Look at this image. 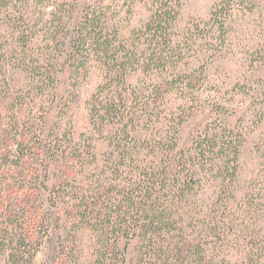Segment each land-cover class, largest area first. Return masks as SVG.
<instances>
[{"label": "trees", "instance_id": "16d2710c", "mask_svg": "<svg viewBox=\"0 0 264 264\" xmlns=\"http://www.w3.org/2000/svg\"><path fill=\"white\" fill-rule=\"evenodd\" d=\"M189 1L0 0V264H264V85L208 89L254 1Z\"/></svg>", "mask_w": 264, "mask_h": 264}, {"label": "rangeland", "instance_id": "374dc122", "mask_svg": "<svg viewBox=\"0 0 264 264\" xmlns=\"http://www.w3.org/2000/svg\"><path fill=\"white\" fill-rule=\"evenodd\" d=\"M218 1L219 0H190L185 5L184 17H197V19L207 20L213 5H215ZM253 1V11L245 16L241 13L236 19L237 29L235 31L233 42L229 48L226 49L228 51L222 54V58H220L211 66L208 78V89L216 86L217 92L221 91L223 94H225L227 100H232L234 105H231L230 107L234 106L235 108H242L245 106L246 99L238 95V92L250 85V81L254 79L260 80L261 84L264 85V0ZM142 10H144V12H141ZM142 10L138 9L137 11L139 13L137 14L142 16V14L147 11L144 8ZM140 16H137L134 19L132 18L131 23L133 27H137L142 23V20L145 17L143 16L141 19ZM138 79H141V76L135 74L131 81L134 83ZM90 81L91 82L89 85L83 91L84 104L80 110H77V116L75 119V122H77L75 130L77 134L82 132L84 126L86 125L87 111L85 103L90 99L91 95L95 92L99 85V79L96 76H94V78ZM246 84L248 85L246 86ZM239 85L240 87H235ZM188 132L189 129L186 131V136ZM260 134H258V136ZM258 160L259 158L256 153H247V157H245L244 161L246 169L241 175L242 183L247 182L249 179L257 180L258 172L256 171V168H259L260 170V164ZM15 171L13 175L14 178L18 177V170ZM33 172L34 171L31 170V173ZM29 177L30 176H28V178ZM28 178L26 180L24 179L25 182L28 180ZM26 185H33V179L27 182ZM255 185L257 187V193L259 194L258 199L261 205H263V209L258 210L255 215L258 221L257 230L262 231L264 234V170L262 171V174L260 178H258ZM28 195L29 196H27L26 199L35 198L33 193H29ZM232 231L234 233L232 236L231 245L240 246L244 242L243 238L246 233H244V231L239 228V223L237 224V227L232 229ZM227 248L232 247L227 245ZM44 262L45 252L42 251L38 255L35 264H44Z\"/></svg>", "mask_w": 264, "mask_h": 264}]
</instances>
